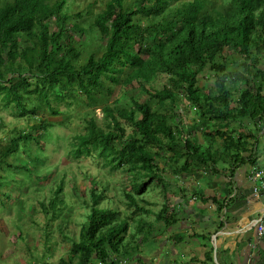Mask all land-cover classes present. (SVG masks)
<instances>
[{"label":"trees","instance_id":"16d2710c","mask_svg":"<svg viewBox=\"0 0 264 264\" xmlns=\"http://www.w3.org/2000/svg\"><path fill=\"white\" fill-rule=\"evenodd\" d=\"M214 1L107 0L86 20L92 8L66 12V0H0V109L24 118L43 106L56 116L60 113L52 104L61 102L100 106L105 130L96 125L94 115L82 116L85 132L69 137L65 154L73 158L95 155L102 167L111 171L126 166L132 175L131 192L122 191L121 204L130 210L125 218L120 217L119 209L103 205L100 188L90 187L89 198L82 201L88 211L83 217L86 221L78 240L71 242L68 259H60L59 264H119L110 259L109 252L118 257L134 252L131 233L125 245L122 243L137 213L148 214L135 198L145 194L154 174L159 173L154 160L159 152L171 151L170 161L177 166H173L174 174L191 173L202 169V163H216L222 155L245 160L239 157L241 150L245 153L259 142L264 126V0ZM98 43L100 51L96 50ZM230 55L239 57L234 69L224 66ZM207 66L214 72L216 96L204 94L196 86L198 73ZM125 68L129 69L126 76L116 77ZM159 76L167 78L160 89L145 86ZM108 82L117 86L109 89ZM134 83L138 93L146 96L143 101L137 95H124ZM229 83L234 92L228 89ZM114 92L122 97L108 104ZM180 96L205 123L201 135L208 136L219 150L200 152L199 147H206L203 140L193 133L185 136L172 122ZM213 119L215 129H211ZM65 120L44 119L27 130L14 126L11 139L4 142L0 138V174L5 173L0 175V187L23 184L17 180L22 174L37 175L38 168L29 162H41L47 126H62ZM126 126L130 129L127 134ZM19 149L27 157L21 163ZM10 159L14 161L10 163ZM180 159L185 161L184 168L178 167ZM161 160L167 161L166 156L161 155ZM169 182H165L167 187ZM63 184L61 181L50 190L57 195ZM9 197L7 194L6 199L13 200ZM58 201L57 197L49 201L53 214ZM38 204L42 210L46 208L43 201ZM175 220V215L167 218L166 201L155 221L166 229ZM139 221L136 234L147 243L152 222ZM63 226L59 223L57 227L61 231ZM44 235L52 245L49 232Z\"/></svg>","mask_w":264,"mask_h":264},{"label":"rangeland","instance_id":"374dc122","mask_svg":"<svg viewBox=\"0 0 264 264\" xmlns=\"http://www.w3.org/2000/svg\"><path fill=\"white\" fill-rule=\"evenodd\" d=\"M94 1V2H93ZM107 1V0H106ZM128 2L130 0H127ZM104 0H66L63 10L66 12H74L76 10L85 11L92 8V14L86 16V20H91L93 15L101 8ZM213 3L217 4L218 1L215 0ZM100 44L96 50L100 49ZM137 50V48H135ZM264 53H262V56ZM143 57V56H142ZM238 61L239 57L236 55H230L226 58L224 66L227 69H234V63ZM128 68L122 70L118 73L116 77L122 79L126 76ZM214 72H211L209 66L205 67L197 75L196 86L200 88L201 92L208 94L210 96H216V90L214 86ZM167 78L165 76H159L154 83H147L145 86L148 88L152 85L156 89H160L164 84H166ZM136 83L132 84L125 89L124 95H137L140 101H143L146 96L138 93V88L135 86ZM117 85L114 83H107L109 89H114ZM227 87L231 92H234L232 84H227ZM244 88V86H243ZM76 96V94L74 95ZM122 97L120 92H114V94L108 98L107 103L113 104L116 98ZM39 102V101H38ZM35 101V105H39ZM53 107L57 108L60 114L53 116L49 115V111L46 106L42 108L39 107L37 111L24 118H14L6 110L0 109V138L6 140L11 139V131L14 126H17L19 130L30 127L33 123L43 122V120H49L52 122L62 121L66 118L65 124L62 126L48 125L45 132L44 140L46 143L44 145V150H40L42 160L41 162H29L38 168L37 175L28 174L27 177L19 175V181H23V184L19 185L10 184L0 187V264H59L60 259L67 260L69 257V249L72 240H78L79 234L82 228V222L84 223V214H88L86 208H84L83 200L89 198L90 187L100 188L98 191H103L105 196L104 206L115 208L120 210V217L125 218L130 214V210L124 208L121 204L122 202V191L131 192V177L132 175L128 173L127 169H113L109 170L106 167H102L101 160H99L95 155L91 156H80L78 158H73L70 155L65 154L69 148L67 142H69V137L76 133L85 132L84 115L88 114L96 119V125L103 130L105 118L101 113L100 106L91 108L86 104H81L80 102H72L70 105L61 102L52 104ZM41 111V113H39ZM175 113L177 117L172 119L173 123H177L180 128H182V133L187 136L189 133L197 135V138L202 139L206 144V147H199V151L206 153L207 147H214L208 136L201 135V128H205V123L196 114L195 108L188 106V102L180 96V100L175 107ZM83 116V118H82ZM81 117V118H80ZM26 118H28L26 120ZM36 119V120H34ZM212 125L211 129H215L214 124L216 121L213 119L210 123ZM223 127V126H221ZM249 128L254 129V125H249ZM130 131L128 126L125 128L126 134ZM241 131L244 129L241 128ZM35 133L34 131L32 132ZM236 134V133H234ZM260 141H264V126L259 133ZM201 140V141H202ZM220 142L221 139L218 138ZM30 147H34L30 144ZM217 147H214L216 149ZM19 161L23 162L27 157L22 149H19ZM154 151V148L152 149ZM211 152V151H210ZM160 156L155 157V162L159 165L160 171L158 174H154V179L151 183L147 185L145 194L139 198H135L138 202V206L148 210V214L143 215L141 212L137 213L135 221L131 222L127 233L124 236L122 245H125L129 239V235L135 237L136 242L141 241V235L136 234V227L140 224L139 219L145 223L152 222V228L148 229L151 233L157 232L156 238L149 240L147 243L143 242L139 245L142 247L140 251H135V253H143L144 255H149L153 249L155 253L164 255L165 247L167 245V251L169 255H173L170 251L172 247L177 249V254L173 258L169 257L171 262H180L189 260L188 257L191 255L189 252L185 255L182 253L185 251L184 246L191 244V241H186L182 243V250L179 249L181 246L176 240L168 242L170 238L171 231L167 232V228H164L163 223H158L155 221V214H159V210L167 201V179L174 183L171 188L174 191H178V186L184 187L182 191L186 188L185 183L174 179V173L170 172L173 169L171 158V151L166 149L163 152H159ZM164 153V154H163ZM161 155L166 156V160H161ZM218 154L216 155V157ZM14 159H10L9 162L12 163ZM18 161V160H17ZM18 161V162H19ZM185 163L184 159L178 161V167H183ZM184 168V167H183ZM2 174H5L4 172ZM170 178H173L170 180ZM16 180V181H17ZM92 180V181H91ZM63 181L61 191L56 195L53 190L56 185ZM149 181V179H148ZM180 184L183 185H178ZM158 183V186L154 184ZM163 185V186H162ZM73 188L75 190H73ZM9 195L11 199H6V195ZM59 199L57 203V208L55 213L49 209V201L51 198L53 200L56 197ZM55 197V198H54ZM144 199V202H141ZM15 199V200H14ZM8 200V201H7ZM6 201V202H3ZM38 201H43L45 204V209L39 207ZM6 203V206L4 205ZM102 203V201H101ZM106 203V204H105ZM132 221V220H131ZM59 223H63L61 231L58 229ZM178 223V222H177ZM19 225V226H17ZM159 228V229H158ZM158 229V230H157ZM49 232V240L52 243H48L45 239L44 232ZM21 237L19 238V236ZM168 240V241H167ZM187 240H190L188 238ZM176 244V246H175ZM180 245V246H179ZM189 248V247H188ZM137 249V248H136ZM143 251V252H142ZM129 254L126 257L114 255L109 252L111 260H117L119 264H128V260L133 258L132 252L128 251ZM187 252V251H186ZM132 253V254H131ZM196 253V249H192V254ZM130 257V258H129ZM162 261V258L160 259ZM91 264H101L99 262H92Z\"/></svg>","mask_w":264,"mask_h":264},{"label":"crops","instance_id":"0c3cea01","mask_svg":"<svg viewBox=\"0 0 264 264\" xmlns=\"http://www.w3.org/2000/svg\"><path fill=\"white\" fill-rule=\"evenodd\" d=\"M258 141L247 152L241 150L239 157H245V160L222 155L216 163H202L200 170L174 174V179H180L186 188L183 191L181 186L177 187L178 191L169 188L167 218L175 215L176 220L167 227V232L171 231L167 241L178 240L180 245V242L191 241L184 246L182 253L189 252V260L171 262L169 257L173 258L178 252L172 247L170 252L173 255H169L167 245L162 247H165L163 256L155 253L161 245L149 255L135 253L142 249L139 245L143 243L135 241L133 258L128 264H249V261L264 264V235L259 239L257 233V221H261L264 227V188L255 196L257 182L252 179L253 171H264V141L260 138ZM170 172L175 173L172 168ZM173 185L169 182V187ZM156 235L157 232L150 235L149 240L155 239ZM183 243L179 245L180 250ZM193 248L195 254H192ZM121 256L127 258L128 254Z\"/></svg>","mask_w":264,"mask_h":264},{"label":"built area","instance_id":"2783aa9c","mask_svg":"<svg viewBox=\"0 0 264 264\" xmlns=\"http://www.w3.org/2000/svg\"><path fill=\"white\" fill-rule=\"evenodd\" d=\"M263 172L261 171H258V172H255L252 176V179L253 181H257L258 182V186L254 188V193L257 194L258 190L260 188H263L264 187V181L262 179V174ZM257 232H258V236L261 237L264 233V227L262 224H257ZM250 264V263H249Z\"/></svg>","mask_w":264,"mask_h":264},{"label":"clouds","instance_id":"9594fccd","mask_svg":"<svg viewBox=\"0 0 264 264\" xmlns=\"http://www.w3.org/2000/svg\"><path fill=\"white\" fill-rule=\"evenodd\" d=\"M104 1H106V0H104ZM103 5H104V2L102 3V6H103ZM102 6H101V7H102ZM52 20H54V17H53ZM218 138H219V137H217V142H219V141H218ZM259 138H260V137H259ZM219 143H221V141H220ZM252 153H253V152H252ZM252 153H251V154H252ZM258 171L263 172V173H262V174H263V175H262V179H263V181H264V171H263V170H258ZM258 171H253V174H254L255 172H258ZM256 182H257V181H256ZM257 186H258V182H257V185H256L255 187H257ZM255 187H254V188H255ZM263 188H264V187H263ZM261 189H262V188H260L259 190H261ZM254 195L257 196L258 193H257V194L254 193ZM259 223L262 224L261 221H257V224H259ZM257 233H258V232H257ZM263 235H264V233H263ZM263 235H262L261 237L258 236L259 239H261V238L263 237ZM249 263L252 264L250 261H249Z\"/></svg>","mask_w":264,"mask_h":264}]
</instances>
